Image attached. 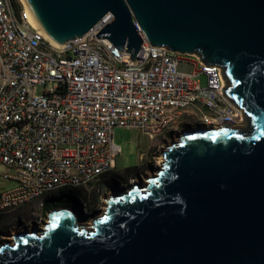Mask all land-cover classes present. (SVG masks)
Listing matches in <instances>:
<instances>
[{
    "label": "water",
    "instance_id": "water-1",
    "mask_svg": "<svg viewBox=\"0 0 264 264\" xmlns=\"http://www.w3.org/2000/svg\"><path fill=\"white\" fill-rule=\"evenodd\" d=\"M60 46L97 38L137 61L143 38L220 65L244 126L183 131L145 186L107 199L92 227L69 206L0 241V264H264V0H24ZM26 241V243H25Z\"/></svg>",
    "mask_w": 264,
    "mask_h": 264
},
{
    "label": "built area",
    "instance_id": "built-area-1",
    "mask_svg": "<svg viewBox=\"0 0 264 264\" xmlns=\"http://www.w3.org/2000/svg\"><path fill=\"white\" fill-rule=\"evenodd\" d=\"M2 1H9V12L1 11ZM20 3L25 1L0 0V177L13 183L0 192V216L26 205L31 212L37 194L52 184H80L97 200L99 177L121 173L117 127L137 129L153 140L167 125L190 119L152 121L154 103L205 99L220 115L217 127L244 124L243 109L226 93L222 66L154 46L137 22L143 43L134 62L126 49L97 38L109 14L83 36L53 45L45 33H34L38 24L30 9L29 16H21ZM34 42H41L43 51L34 50L35 63L25 62L17 46ZM48 46L58 47L61 61L50 59ZM200 75L206 77L204 87ZM123 101L146 105L145 116L131 115ZM115 108H123V115H115ZM80 115H90V122L80 123ZM140 159L148 160L143 153Z\"/></svg>",
    "mask_w": 264,
    "mask_h": 264
},
{
    "label": "bare ground",
    "instance_id": "bare-ground-1",
    "mask_svg": "<svg viewBox=\"0 0 264 264\" xmlns=\"http://www.w3.org/2000/svg\"><path fill=\"white\" fill-rule=\"evenodd\" d=\"M1 11L9 12V1H2ZM20 11H21V16H29V8L26 5V3H20ZM34 33H36V35H44V32L39 27V25H34ZM49 42H53V41L49 39ZM53 45H58V44L53 42ZM34 50L43 51V44L41 42H34V45L28 44V43H21L20 46H17V53L25 54V62H28V63H35ZM48 55H50V59L53 61H61V54L60 52H58L57 46H48ZM123 108L128 109L131 115L145 116L146 105H137L134 103V101H123ZM123 108H115V115H123ZM177 115H185L187 117L197 116L198 121L201 123V125L207 126L209 128L211 127L216 128L218 125H220V115H214V108H211L210 106H208L205 99H197L196 102H194V100L192 99H179L178 101H170L166 103H154L151 109V120L152 121H159L160 117L162 116H177ZM182 121L183 120H177L175 124L167 125L164 131L161 132L160 134H153V140H156L161 136H166L167 134L173 133ZM89 122H90V115H80V123H89ZM196 129L197 128L186 129V130H182L181 132L194 131ZM143 157H147V154L143 153ZM142 161H143V165L139 168H135L134 169L135 175L129 179V183H131V185L138 183L140 181L139 178L143 176L142 174H143V170L146 168L145 167L146 163H145V160H142ZM163 163H164V155L161 156L160 165L157 171L160 170ZM154 175L155 174L149 175L148 179ZM105 180L111 181L112 175L100 176L98 179V186ZM145 185L146 184L142 186H145ZM124 186H126V184L123 182L119 185V187L121 188ZM127 191L129 190H125L124 192H127ZM77 192L85 194L90 200V202H92L91 201L92 197L88 195V191L84 190L80 184L68 183V184H52V185H48L42 188L41 192L37 194V197L34 203L35 202L38 203L37 210H42L44 200L46 197H57L62 194H71L77 203L76 209L74 208L75 210H73L75 211L74 214L76 215L78 221H81V223L86 225L87 228H90L92 227L91 222L86 224L88 220L92 221V219L90 220L89 217L93 216V218H95L96 216L97 217L102 216L106 209L107 201L102 199V202H100L98 200V202L96 203V205H99L98 208L91 211L90 209H88V206L86 202L84 201V199L81 198V196ZM124 192L115 193L113 194V196L119 195ZM104 202H106V204L103 207ZM66 206H69V205H66ZM19 209L21 208H18L17 210ZM99 211L100 213H98V215L95 216V214ZM32 230L33 229L29 230V232ZM6 240L7 239H3L1 241H6ZM12 240L13 239H11V241Z\"/></svg>",
    "mask_w": 264,
    "mask_h": 264
},
{
    "label": "rangeland",
    "instance_id": "rangeland-1",
    "mask_svg": "<svg viewBox=\"0 0 264 264\" xmlns=\"http://www.w3.org/2000/svg\"><path fill=\"white\" fill-rule=\"evenodd\" d=\"M188 70H193V66H188ZM201 86H206L207 80L205 75H200L199 77ZM38 93H42V89H37ZM190 119L183 120L176 130L171 133L167 134L166 136H161L156 140H150L148 135L140 133L137 129L134 128H123V127H117L115 129V137L114 141L117 145L121 146V153L117 156V171H120L121 173L118 176V179L121 180L123 183L126 184L124 187H119V184H121V181H118V186L115 188H110L109 186L102 187L100 190V196L99 201L102 202V199L107 201V199L119 192H124L125 190H128L131 185L129 183V179L135 175V171L133 169L139 168L143 165V161L140 159L141 153L147 154V159L145 160L146 168L143 170V176L139 178L140 184L144 185L148 182V176L151 174H156L158 172V168L161 161V156L163 155V152L169 146V143L175 141L178 139L179 135L181 134L182 130L186 129H194L199 128L200 124H198L196 117H188ZM244 126V125H241ZM170 143V144H171ZM132 169V170H131ZM4 171V169L0 166V172ZM13 186L12 182L6 181L4 178L0 177V192L9 189ZM79 195L81 198L84 199L86 202L88 209L91 211L98 208L99 205L93 204L90 202L88 197L85 194H82L80 192ZM52 204H57L58 202H62V206H66V202L73 210L76 209V200L71 194H62L56 197ZM106 202H104L103 207L105 206ZM38 203L32 204V210L30 212L29 205H26L25 207L8 213L2 218H0V231L1 229L5 228L7 232L16 231L18 229H22L25 227V224L28 222L33 221H39V222H46L48 219V213L53 210L61 207V205H54L48 210H37ZM75 208V209H74ZM75 212V211H74ZM99 212L95 214L98 215ZM89 219H93V216L89 217ZM92 221H87V223ZM43 223V224H44ZM31 224V223H30ZM42 224V225H43ZM27 225V224H26ZM31 230V229H30Z\"/></svg>",
    "mask_w": 264,
    "mask_h": 264
},
{
    "label": "flooded vegetation",
    "instance_id": "flooded-vegetation-1",
    "mask_svg": "<svg viewBox=\"0 0 264 264\" xmlns=\"http://www.w3.org/2000/svg\"><path fill=\"white\" fill-rule=\"evenodd\" d=\"M191 117H196L197 121H195V122H197L198 124H200V127L199 128L207 127V126L201 125V123L198 121V117L197 116H191ZM117 183H118V180H113V181H111V183H109L108 186L112 189V188H115L116 186H118ZM31 220H32V222L26 223L27 225L25 224V227L24 228L18 229L16 231L7 232L6 230H4L5 228L1 229V231H0V241L3 240V239L11 240V239H13V236L15 234H19L20 232L33 229V227H35V226H37V227H43L44 224H45L44 222L33 221V219H31Z\"/></svg>",
    "mask_w": 264,
    "mask_h": 264
},
{
    "label": "trees",
    "instance_id": "trees-1",
    "mask_svg": "<svg viewBox=\"0 0 264 264\" xmlns=\"http://www.w3.org/2000/svg\"><path fill=\"white\" fill-rule=\"evenodd\" d=\"M132 170V169H131ZM134 170V169H133ZM118 176L119 175H112V180L111 181H113V180H118V181H121V180H119L118 179ZM134 176V175H133ZM132 176V177H133ZM111 181H103L99 186H98V196H97V200H96V197L94 198V201H93V199L91 198V201H92V203L93 204H96L97 202H98V200H99V196H100V190H101V188L102 187H106V186H108L109 185V183H111ZM120 183H122V181L120 182ZM120 185V184H119ZM107 188V187H106ZM55 199H57L56 197H46L45 198V200H44V204H43V208H44V210H48V208H50V207H52V206H54V205H61L62 206V202H58L57 204H52L51 202H53ZM68 203L66 202V205H67Z\"/></svg>",
    "mask_w": 264,
    "mask_h": 264
},
{
    "label": "clouds",
    "instance_id": "clouds-1",
    "mask_svg": "<svg viewBox=\"0 0 264 264\" xmlns=\"http://www.w3.org/2000/svg\"><path fill=\"white\" fill-rule=\"evenodd\" d=\"M71 208V207H70ZM71 210L73 211V209L71 208ZM74 212V211H73Z\"/></svg>",
    "mask_w": 264,
    "mask_h": 264
},
{
    "label": "crops",
    "instance_id": "crops-1",
    "mask_svg": "<svg viewBox=\"0 0 264 264\" xmlns=\"http://www.w3.org/2000/svg\"><path fill=\"white\" fill-rule=\"evenodd\" d=\"M3 168V167H2ZM4 169V168H3ZM3 216H1L0 218H2Z\"/></svg>",
    "mask_w": 264,
    "mask_h": 264
},
{
    "label": "snow or ice",
    "instance_id": "snow-or-ice-1",
    "mask_svg": "<svg viewBox=\"0 0 264 264\" xmlns=\"http://www.w3.org/2000/svg\"><path fill=\"white\" fill-rule=\"evenodd\" d=\"M25 243H26V241H25Z\"/></svg>",
    "mask_w": 264,
    "mask_h": 264
}]
</instances>
